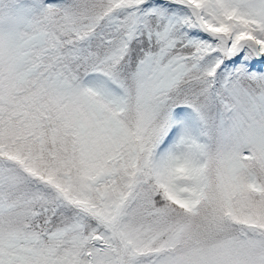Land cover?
Wrapping results in <instances>:
<instances>
[{
  "label": "snow or ice",
  "instance_id": "snow-or-ice-1",
  "mask_svg": "<svg viewBox=\"0 0 264 264\" xmlns=\"http://www.w3.org/2000/svg\"><path fill=\"white\" fill-rule=\"evenodd\" d=\"M0 264H264V0H0Z\"/></svg>",
  "mask_w": 264,
  "mask_h": 264
}]
</instances>
